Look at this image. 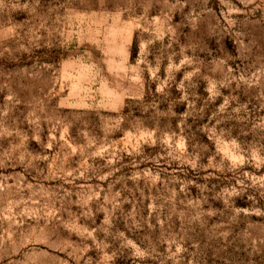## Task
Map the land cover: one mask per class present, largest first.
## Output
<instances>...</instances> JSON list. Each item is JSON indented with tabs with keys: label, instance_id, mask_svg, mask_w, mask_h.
Segmentation results:
<instances>
[{
	"label": "rangeland",
	"instance_id": "1",
	"mask_svg": "<svg viewBox=\"0 0 264 264\" xmlns=\"http://www.w3.org/2000/svg\"><path fill=\"white\" fill-rule=\"evenodd\" d=\"M0 264H264V0H0Z\"/></svg>",
	"mask_w": 264,
	"mask_h": 264
}]
</instances>
